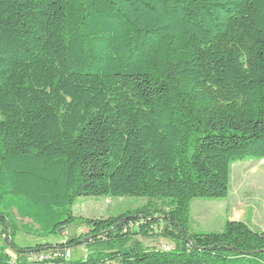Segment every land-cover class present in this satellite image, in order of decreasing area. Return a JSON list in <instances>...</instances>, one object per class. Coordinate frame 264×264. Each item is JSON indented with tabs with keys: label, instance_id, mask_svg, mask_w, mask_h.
I'll return each instance as SVG.
<instances>
[{
	"label": "trees",
	"instance_id": "obj_1",
	"mask_svg": "<svg viewBox=\"0 0 264 264\" xmlns=\"http://www.w3.org/2000/svg\"><path fill=\"white\" fill-rule=\"evenodd\" d=\"M250 157L264 158V0H0V235L15 250L0 264H264V230L189 226L191 201L226 198ZM85 196L168 209L14 245L13 210L27 232L61 234ZM157 218L172 249L137 238ZM78 245L77 260L25 258Z\"/></svg>",
	"mask_w": 264,
	"mask_h": 264
},
{
	"label": "rangeland",
	"instance_id": "obj_2",
	"mask_svg": "<svg viewBox=\"0 0 264 264\" xmlns=\"http://www.w3.org/2000/svg\"><path fill=\"white\" fill-rule=\"evenodd\" d=\"M254 167L257 171H253ZM148 207L151 210L167 211L168 203L164 200L148 201L145 197L133 196H85L75 199L70 206L76 220L61 234L42 236L35 232H27L22 225L33 226L28 219L20 217L12 211L15 229L12 233L13 243L17 247L35 246L41 243H58L62 238L70 239L84 233V222L81 218L106 219L133 212L139 208ZM157 213L155 216H160ZM253 229H264V159L250 157L235 160L230 167L229 194L224 199H193L190 203L189 226L191 231L220 232L227 220H244ZM149 227V235H137L147 247L170 246L173 242L159 234L165 222L157 218ZM141 220L139 223H143ZM136 231L139 226H135ZM6 235H0V250L9 251L11 258L15 250L7 242ZM71 260H77L87 255L84 246L71 248Z\"/></svg>",
	"mask_w": 264,
	"mask_h": 264
},
{
	"label": "built area",
	"instance_id": "obj_3",
	"mask_svg": "<svg viewBox=\"0 0 264 264\" xmlns=\"http://www.w3.org/2000/svg\"><path fill=\"white\" fill-rule=\"evenodd\" d=\"M170 247V246H163ZM158 248V247H157ZM28 261H44V258H54V259H65L71 258V248L61 247L53 248L51 250H39L28 252L26 257Z\"/></svg>",
	"mask_w": 264,
	"mask_h": 264
},
{
	"label": "crops",
	"instance_id": "obj_4",
	"mask_svg": "<svg viewBox=\"0 0 264 264\" xmlns=\"http://www.w3.org/2000/svg\"><path fill=\"white\" fill-rule=\"evenodd\" d=\"M264 159V158H263ZM262 159V160H263ZM253 171H257V168H255L254 167V170ZM13 211H15L16 212V210H13ZM17 213V212H16ZM25 219H28V218H25ZM28 220H30V219H28ZM31 221V220H30ZM240 221H243V222H245V219L244 220H240ZM246 223V222H245ZM253 229V228H252ZM87 229H86V227L84 228V232L86 231ZM253 230H256V231H262V230H264V229H253ZM66 241V238H62L58 243H61V242H65ZM56 244V243H55ZM5 251V250H4ZM6 253H8L9 255H11V253L9 252V251H5ZM71 254H72V252H71ZM14 257H15V255H14ZM13 257V258H14Z\"/></svg>",
	"mask_w": 264,
	"mask_h": 264
},
{
	"label": "bare ground",
	"instance_id": "obj_5",
	"mask_svg": "<svg viewBox=\"0 0 264 264\" xmlns=\"http://www.w3.org/2000/svg\"><path fill=\"white\" fill-rule=\"evenodd\" d=\"M163 249H166V250H167V249H169V247H163ZM53 259H54V258H44V260H46V261H47V260H53Z\"/></svg>",
	"mask_w": 264,
	"mask_h": 264
}]
</instances>
